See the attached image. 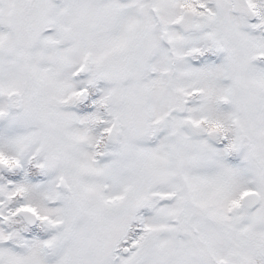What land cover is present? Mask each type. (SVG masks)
I'll return each mask as SVG.
<instances>
[{
	"label": "snow or ice",
	"instance_id": "1",
	"mask_svg": "<svg viewBox=\"0 0 264 264\" xmlns=\"http://www.w3.org/2000/svg\"><path fill=\"white\" fill-rule=\"evenodd\" d=\"M0 264H264V0H0Z\"/></svg>",
	"mask_w": 264,
	"mask_h": 264
}]
</instances>
